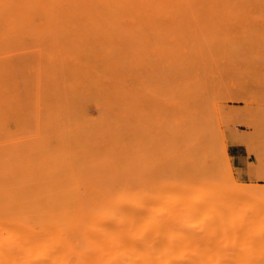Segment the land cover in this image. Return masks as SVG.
Listing matches in <instances>:
<instances>
[{
	"label": "rangeland",
	"instance_id": "374dc122",
	"mask_svg": "<svg viewBox=\"0 0 264 264\" xmlns=\"http://www.w3.org/2000/svg\"><path fill=\"white\" fill-rule=\"evenodd\" d=\"M128 28L134 31L10 35L0 51L8 56L0 141L9 151L10 178L132 183L141 200L154 198L158 209L167 205L171 215L195 220L191 227L210 215L188 203L202 194L197 177L233 198L239 217L264 207V7L221 19L155 20ZM60 47L90 54L78 65L39 59ZM47 64L62 70L55 73L61 79ZM43 65L60 80L57 87L38 83L35 69L30 72ZM259 231L254 240L259 236L263 249ZM235 239L237 249L241 238ZM260 254L240 259L261 264Z\"/></svg>",
	"mask_w": 264,
	"mask_h": 264
},
{
	"label": "bare ground",
	"instance_id": "6f19581e",
	"mask_svg": "<svg viewBox=\"0 0 264 264\" xmlns=\"http://www.w3.org/2000/svg\"><path fill=\"white\" fill-rule=\"evenodd\" d=\"M253 6L264 7V0H0V51H4L11 34L17 36L29 31L45 37L47 34L131 32L134 30L128 27L146 25L155 20L221 19L231 16L236 10ZM49 50L44 51V57L41 51L43 55L38 56L39 59L42 57L44 60L47 55L46 63L49 62V56L50 59L54 58L55 64L59 60V63L69 60L78 65L79 59L90 54L87 49L76 47ZM3 57L1 52L0 112L4 116L7 102L2 71L5 70L8 56L6 59ZM55 57L59 60L56 61ZM52 60L50 66L53 65ZM49 64L46 66L50 67ZM46 66L32 68L30 72L35 69L38 83L42 79L52 89L57 87L61 79L58 74L63 75V72L61 69H55L61 73L55 72L50 67L54 74L58 73L55 74L58 75V81ZM75 69L78 68L75 66ZM73 73L76 74L75 70ZM3 145L6 146V143L0 141V264H250L244 261V256L251 258V253L256 259L257 254L264 252V247L257 246L261 242L259 236V242L254 240L255 232L264 229V221H258L260 218L264 220V214L260 213L264 207H258L259 211L255 206V212L252 208L248 210L252 215L246 219L249 223L245 222L249 212L242 213V218L236 212L238 216L234 217L232 204H237L235 200L226 198L223 190L203 178L194 179V182L203 186L202 194L193 197L188 203L195 211L210 215L201 220L199 225L191 227L195 220L171 215L167 205L158 209L154 198L141 200L134 183V186L121 182H108V185L104 181L102 184L94 180H77L66 181L65 184L62 179L59 182L55 180L56 183H28L25 180L26 183L22 178L21 181L15 177L12 179L7 166L9 151ZM11 179L20 183H12ZM32 182L38 185H31ZM237 217L242 221L236 223ZM236 224L240 225L236 227ZM252 225L255 227V231L250 232L253 246L251 238H245L244 234L254 229ZM175 226L181 228L179 234L171 232ZM239 228H243L242 231ZM242 235L245 240L249 238L245 241L248 244L246 246L251 244L248 250L245 249V242H242ZM235 236L241 238L235 242L239 251L233 247ZM254 244L261 249L255 247L253 250ZM236 251L239 256L235 257ZM254 251H259L256 258ZM242 256L244 258L240 259Z\"/></svg>",
	"mask_w": 264,
	"mask_h": 264
},
{
	"label": "crops",
	"instance_id": "0c3cea01",
	"mask_svg": "<svg viewBox=\"0 0 264 264\" xmlns=\"http://www.w3.org/2000/svg\"><path fill=\"white\" fill-rule=\"evenodd\" d=\"M237 155H238V154H237ZM237 155H236L235 157H236L237 159H239V158H240V156H237Z\"/></svg>",
	"mask_w": 264,
	"mask_h": 264
}]
</instances>
